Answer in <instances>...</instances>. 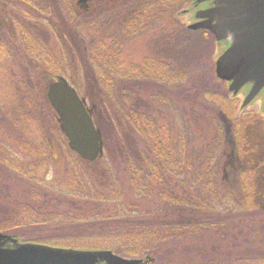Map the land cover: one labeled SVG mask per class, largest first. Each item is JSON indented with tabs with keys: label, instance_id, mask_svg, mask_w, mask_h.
Instances as JSON below:
<instances>
[{
	"label": "trees",
	"instance_id": "trees-1",
	"mask_svg": "<svg viewBox=\"0 0 264 264\" xmlns=\"http://www.w3.org/2000/svg\"><path fill=\"white\" fill-rule=\"evenodd\" d=\"M181 2L183 0L174 1L175 4ZM168 5L169 0L158 1L162 12ZM151 7L150 0H122L115 12L112 8L108 21L101 18L95 24L80 28L81 35L92 45L90 54H85L88 56L85 68L102 87L100 102L109 111L123 115L122 124L126 122L121 126L127 146L125 173L129 177V192L124 191L123 180L111 169L88 170L80 161L67 159L58 176L51 178L49 157L44 154L28 161L5 157L9 172L19 180L17 185L25 186L27 201L16 202L14 208L1 207L0 215L5 221L0 231L19 229L16 223H21L23 227L50 234L33 243L76 251L111 250L122 257L144 259V264H223L221 256L216 255L219 249L202 251L196 247V241L205 243L208 233H217L225 227L240 242L238 250H228V264H264V206L258 201V194L247 191L255 178H250V173L224 167L230 154L240 163L251 152L246 150L244 141L247 139L244 116L235 115V103L208 91L200 99L194 91L192 100L199 102L196 105L201 107L202 113L206 110L203 100L209 103L216 99L218 106L214 108L213 121L218 124V117L224 115L232 128L230 135L225 136V143L217 136L207 146L201 144L197 149L201 155L193 154L197 158L192 156L188 161H184L183 156L188 154V141L197 142L196 134L189 132L186 126L182 127L184 133L175 121L172 125L163 124L160 114L154 112L155 102L171 107L172 111L173 107L178 109L172 106L169 96L158 95V98L145 100L137 97L129 109L125 106L128 94H139L130 84L137 86L141 80L179 84L182 78L176 74L175 67L185 63L197 67L199 60L196 57L199 48L184 35L187 29L175 34L176 37L166 38V44L171 46L156 52L160 63L157 59H145L141 64L128 65L120 60L126 39L137 36L144 28ZM70 25L63 21L64 28H72ZM73 38L67 41L71 48ZM172 38L176 40L173 45ZM32 40L39 43L34 34ZM66 40L58 32L62 57ZM35 47L39 45L32 46L31 59ZM223 51V47L217 45L215 53L220 55ZM229 107L230 111L226 112ZM174 111L176 118L178 112ZM198 111L192 114V122L201 120ZM200 159L205 163L197 166Z\"/></svg>",
	"mask_w": 264,
	"mask_h": 264
},
{
	"label": "rangeland",
	"instance_id": "rangeland-1",
	"mask_svg": "<svg viewBox=\"0 0 264 264\" xmlns=\"http://www.w3.org/2000/svg\"><path fill=\"white\" fill-rule=\"evenodd\" d=\"M18 1L22 2L23 5L25 4V0ZM150 1L153 3V7L147 13L146 25L138 32L137 36L126 39L123 45L124 52L120 60L125 61L128 65L141 64L145 59L158 58L160 60L156 56V52L164 46H171L166 44V38L169 35L176 37L175 34H180L185 29H187L188 33L184 31V35L194 41L199 48L196 54L199 60L196 62L197 67H192L189 63L188 65L185 63V65L182 64L179 67H175V71H178L176 74L181 75L182 83L173 82L171 85V82H169L166 85L164 82L141 80L136 83L137 86L130 84V88L134 89L135 87L139 94H128L125 106L129 109L134 105L137 97L145 100L158 98V95L165 98L169 96L172 106L178 107V109L173 107L178 112L177 117L175 118V111H172L171 107L161 105L159 102L153 103L154 112L160 114L158 116H160L163 124L170 123L172 125L171 122L175 121L181 131L184 129L182 127L186 126L189 132L192 131L196 134L197 142L195 143L194 140L188 141L189 151L188 154L186 153L183 156L184 161H188L189 158L194 157L193 154L201 155L200 152H197V149L202 146L201 144L207 146L212 141H215L217 136H219L220 141L224 140L225 143V136L230 135L232 128L231 123L228 122L224 115L218 117V124L213 121V111L217 105L215 104L217 102L216 99H214L216 102L213 100L209 103L203 100L204 104L202 106L206 110L205 114L202 113L201 107L196 105L199 102L194 103V100H192L194 91L198 92L200 99L205 94V91H208L226 97L231 103H235V115L238 117L244 116L243 123L247 135V139L244 141L247 144L246 150L251 152L245 157V161H240V163L234 155L230 154L224 167L226 166L228 170L234 169L230 171L237 170L238 173H250V178H255V180L253 186H249L247 191L250 194H254V192L258 194L257 199L264 206V93L253 100L246 109L243 110L241 108L245 97L249 93V89H244L238 96H233L229 91V83L219 79L216 74V62L220 55L217 52L215 53L218 45H215V38L211 34L205 37L204 31H192L188 28L189 25L195 23L193 19L194 13L190 12L193 9L192 0H183L179 4H175V0H169V5L166 6L163 12L158 8L159 0ZM70 3L72 11L67 14L65 9L66 0H28L26 7L28 10L33 11L29 16V20L32 22L31 33L32 35L34 34L39 43H33L30 37L27 39L31 45L30 48L34 45H39L40 49L35 47L32 62H28L23 58L20 48L17 49L16 54L18 56H16V60L11 59L0 62V212L1 207L14 208L16 202L27 201V196L24 193L25 186L17 185L19 180L14 174L9 172L8 162L5 157L13 158V161H28L33 157H40L39 155L44 154L49 157L51 169L49 177L51 178L58 176L56 174L63 169L65 166L64 162L67 159L75 162L80 161L82 167L88 170H94L96 167L106 170L111 169L119 179L123 180L122 187L124 191L129 192V177L125 173V167H127L126 158L128 157L127 146L122 134V126H125L126 122L124 120L122 124L120 121L123 115H117L101 104L100 95H103V93H100L101 90L99 89L102 87L95 81V78L90 76V71L85 68V58H88L85 54L88 52L90 54L89 49L92 45L87 42L88 38L83 37L80 32L81 25L95 24L101 18L108 21L112 8L113 12H115L122 0H70ZM13 7H11L12 10ZM15 8L19 10L18 7L15 6ZM3 10L4 13L5 11L7 12V8ZM45 21H47V24L44 23ZM63 21L68 25L71 22L73 26H70L72 28L69 26L64 28ZM54 30L57 31L56 35ZM58 32L67 38L64 43L66 49V51L64 50V57L59 54ZM1 35L5 39L9 36L6 32H1ZM109 35H111V32ZM23 37L25 36L23 35ZM72 37H75L73 48L67 43L68 39L70 40ZM172 39L173 45L176 40ZM175 46L177 45L175 44ZM46 51L50 53L46 54ZM158 59L156 60L157 62H159ZM186 59L188 60L189 58ZM59 77L67 79L76 89L79 96L86 99L94 122L102 131L104 155L96 162H85L77 155L75 156L69 149L68 141L60 130L58 117L54 115L53 108L47 99L49 84L56 81ZM158 90L163 93L158 92ZM231 106L233 107V105ZM228 109L226 112H229L231 107ZM196 110H199L198 113L201 120L192 122V114ZM242 129L244 131L243 127ZM183 132L186 133L185 131ZM184 133H182L183 136H185ZM24 139H27V141ZM198 139L200 140L198 141ZM230 139L229 142H232ZM204 163L205 161L200 159L197 160L196 164L200 166ZM182 165H185V163H182ZM224 176L223 179H225ZM218 188L220 192L223 191L220 186ZM221 194L223 195L224 193ZM4 221L5 218L0 215V227ZM16 224L20 225L19 229L9 228V230L11 229L10 231L2 230L0 233L16 237L21 243H33L44 235H50L45 233L44 230L23 227L21 223ZM222 228L217 233H208L205 236V243H203L204 240L196 241V247L201 248L205 252H209L214 248L219 249L216 255L218 257L221 256L223 264H228L227 254L230 252L228 250H238L240 242L238 237L233 238L234 236L229 232L230 229ZM192 242L191 244L193 245L196 243ZM224 252L227 256L226 259L224 258Z\"/></svg>",
	"mask_w": 264,
	"mask_h": 264
},
{
	"label": "water",
	"instance_id": "water-1",
	"mask_svg": "<svg viewBox=\"0 0 264 264\" xmlns=\"http://www.w3.org/2000/svg\"><path fill=\"white\" fill-rule=\"evenodd\" d=\"M205 1L210 0H199ZM215 1L214 8L196 14L201 21L189 29L209 31L218 42L231 41L216 62V74L230 83L229 91L234 95L251 85L242 105L246 108L264 89V0ZM47 98L71 151L85 162L101 159L102 131L96 127L86 99L63 77L48 86ZM0 264H144V260L124 258L112 251H76L20 243L0 233Z\"/></svg>",
	"mask_w": 264,
	"mask_h": 264
},
{
	"label": "flooded vegetation",
	"instance_id": "flooded-vegetation-1",
	"mask_svg": "<svg viewBox=\"0 0 264 264\" xmlns=\"http://www.w3.org/2000/svg\"><path fill=\"white\" fill-rule=\"evenodd\" d=\"M192 1L193 9L190 12L194 13V22L201 21L200 19H196V13L198 11L211 10L216 5L215 0L205 2H199V0ZM27 2L28 0H25V4L23 5L22 2L18 0H0V62L11 59L16 60V56H18L16 54L18 48L21 49L23 58L28 62H32L30 48L31 45L29 44V40L27 38H32V22L31 20H29V16L32 14L33 11L27 9ZM70 4V0H66L65 9L67 14L72 11V6H70ZM11 5L14 6L13 10L11 9ZM15 6L18 7L19 10H17ZM5 8H7V12L5 11L4 13L3 9ZM44 23L47 24V21H45ZM1 32H6L9 36L5 39L1 35ZM23 35L25 37H23ZM74 39L75 38H73V41ZM216 43L222 46L224 50H227L231 46V41L229 40ZM246 88H251V86H245L244 89ZM262 93H264V89L262 90Z\"/></svg>",
	"mask_w": 264,
	"mask_h": 264
}]
</instances>
